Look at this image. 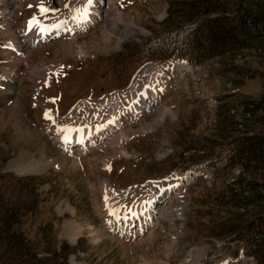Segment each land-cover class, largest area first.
Wrapping results in <instances>:
<instances>
[{"label": "rangeland", "instance_id": "1", "mask_svg": "<svg viewBox=\"0 0 264 264\" xmlns=\"http://www.w3.org/2000/svg\"><path fill=\"white\" fill-rule=\"evenodd\" d=\"M181 1L97 0L95 24L65 31L88 0H0V233L10 236H0V264H264V251L259 262L243 250L244 226L264 215L247 188L263 189L264 170L235 156L238 140L260 131L241 115L264 94V52L180 51L193 57L185 65L159 60L174 52L159 43L147 58V39L180 24L168 6ZM249 33L257 41L264 25ZM149 66L162 68L157 95L126 116ZM111 107L121 125L85 149L60 131ZM20 155L24 173L8 167ZM104 186L127 201L152 189L151 212L130 207L131 223L118 224ZM14 246L30 250L26 260Z\"/></svg>", "mask_w": 264, "mask_h": 264}, {"label": "trees", "instance_id": "2", "mask_svg": "<svg viewBox=\"0 0 264 264\" xmlns=\"http://www.w3.org/2000/svg\"><path fill=\"white\" fill-rule=\"evenodd\" d=\"M228 2L227 0H182L173 8L172 5H169V16H174L173 20L178 19L177 22L180 24L174 27L173 30L150 36L145 43L147 48L146 57H155V55L149 53L159 43L163 47L174 51L172 54H167L159 59L161 61L167 60L169 57L193 58L191 55H184L185 53L180 54V51L186 52L187 50L196 53L202 50V57L216 53L218 50L220 51L219 54H223L227 51H241L244 49L250 52H259L258 55H255L261 56V53L264 52V37L259 38L257 36V41H255L253 35H250L249 32L260 25H264V4L258 3L256 0H232V6L227 8ZM180 10L187 11V13ZM175 15L177 16L175 17ZM229 15H232V17ZM251 105L253 106L243 108L244 112L241 115V120L250 121L249 124H253L252 128L254 126L255 128L258 127L262 132L257 131L250 136L240 138L238 143L236 141V146L242 144V148L237 149L235 156H238L240 162L247 164L245 166L247 171H249L248 164L253 162L252 171L254 173L255 170V172L261 169L264 170V94L258 100H254ZM231 155V153L224 152L222 159L229 161L232 158ZM224 165H227V163H224ZM253 182L254 186L247 188V192L253 197H251V203H255V210H258L264 207V186L263 189L261 187V190L256 186L255 181ZM244 207H246V204H244ZM262 223H264V215L258 217L256 222L244 226L246 236L243 237V250L259 262L262 260L259 252L263 253L264 251V224ZM240 232L243 231L240 230ZM0 236L3 237L4 241L10 239V236H8V240L4 238L3 232L0 233ZM13 249L23 250L24 254L21 259L24 260L31 253L26 248H16L14 246ZM37 252L38 249H35L34 253Z\"/></svg>", "mask_w": 264, "mask_h": 264}, {"label": "bare ground", "instance_id": "3", "mask_svg": "<svg viewBox=\"0 0 264 264\" xmlns=\"http://www.w3.org/2000/svg\"><path fill=\"white\" fill-rule=\"evenodd\" d=\"M96 3H97V0L95 1V3H94V0H91V2L90 0H88V2L83 3L82 11L79 12L78 15L75 13H72L66 16L68 20L67 21L68 26L65 28V31L75 30L79 27L78 26L75 28V26L80 25V24L81 25L95 24L97 19H93V17L96 15V13L99 12V10L97 11L95 8ZM41 8L42 10L47 9L45 7H41ZM66 17L63 16L62 20L63 18H66ZM37 26L41 27V25H37ZM44 31L46 30L44 29ZM65 35H68V34H65ZM41 37H44V33L41 34ZM79 54H84V53L80 51ZM177 63L185 64L186 62H177ZM157 65H160V64H157ZM159 67L160 66H149V67H146L145 70L143 71L140 70L138 72V74L136 75V77L134 78L132 82L130 91L127 92V96L130 99V103H129V106H127L128 108H126L128 111L126 112V116H133L137 114L139 112V108H141L144 98L146 99L147 96H149L150 98L156 97L157 85L155 84V82L158 83V80H159L158 76H161L159 74L162 69V68L160 69ZM133 93L134 95H132ZM114 110L116 109L114 107H111L110 113H109V110L107 112L103 111L99 115V117H97L98 122L96 124H91V123H87V124L85 123L83 125L78 124L79 126H76L75 128H72V129L65 128V129L60 130L58 127L57 128L61 132H64L66 135H71L72 141L79 143L81 146H84L87 141H92L95 136L100 137V135H103L107 131V129L113 128V126L121 125L122 122L118 118V116L114 115ZM105 118L107 119L104 121V123L101 124L100 121H102ZM74 120L76 121L77 119H74ZM58 123H59V127L61 125V128H62V126H66L65 123H68V122L65 121L63 123L62 122L60 123L59 121ZM115 142L116 141L112 140V143H115ZM22 161H23V156L20 155L19 158H17L16 160H13L9 164V168L13 171L24 173L25 169L20 168L22 166L21 165ZM27 171H30V170H27ZM34 171L35 173H38L40 171V168L35 169ZM171 186H172L171 184L166 183L161 188H158L156 192L165 193L166 189L170 188ZM102 192H103L102 194L103 195V206L106 209V211H108V213L111 214V216L112 215L115 216V218L113 217V219L115 221H118V224L120 222H124L125 219L127 220V222L124 223L125 226H128L131 223V221H129L131 219L127 217V215L131 213V212H127L129 211L130 207H133L135 210L145 209L147 207L150 210V212H151V208L153 207L152 203L147 202L148 197L147 195L144 194V193H149L150 198H151V195L152 196L154 195V191H152V189H147L146 192L141 191L138 194L134 192L138 197H134V196H133L134 198L129 197L128 201H127V198L118 199V197H116L107 186L103 187ZM182 202H183L182 198L179 197L178 209H177L178 212H180L182 209V206H181ZM123 211H125V213H123ZM134 215H135V212H134ZM68 231L69 233H71V234L68 233L70 239H72L73 236L78 235L77 234L78 229L75 225H69ZM73 239L75 240L77 238H73ZM147 264H153V263H147Z\"/></svg>", "mask_w": 264, "mask_h": 264}, {"label": "snow or ice", "instance_id": "4", "mask_svg": "<svg viewBox=\"0 0 264 264\" xmlns=\"http://www.w3.org/2000/svg\"><path fill=\"white\" fill-rule=\"evenodd\" d=\"M90 2H91V0H90Z\"/></svg>", "mask_w": 264, "mask_h": 264}]
</instances>
